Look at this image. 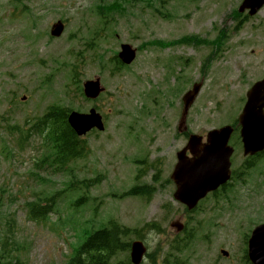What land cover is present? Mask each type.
<instances>
[{"label": "rangeland", "instance_id": "1", "mask_svg": "<svg viewBox=\"0 0 264 264\" xmlns=\"http://www.w3.org/2000/svg\"><path fill=\"white\" fill-rule=\"evenodd\" d=\"M113 1L0 0V237L8 225L15 227V247H20L16 257L21 264H65L71 253L67 242L75 244L79 232L83 242L92 233L91 228L81 229L96 215L85 210L86 206L97 207L102 202V223L95 230L111 217L132 231L143 229L141 240L149 255L143 264H175L169 255L177 235L170 224L186 211L175 201V188L168 186L166 180L176 153L186 145L184 137L176 133L182 94L195 83L204 82L188 118L189 129L203 134L233 125L245 103L246 92L264 78V9L254 17L244 14L235 20L234 11H238L243 0H163L156 6L143 2L130 9L132 14L128 16L113 14L112 23L102 25L105 34L97 38L94 33L102 26L94 12L96 5ZM13 3L19 4L18 8L12 7ZM22 9L25 16L12 15ZM58 20H66L67 28L61 39L51 42L48 35ZM240 22L242 25L236 29ZM222 29L230 38L220 56L205 70L202 65L211 52L209 47L142 49L147 42L170 43L190 36L212 41ZM122 44L138 49L132 66L116 74L111 73L115 65L98 67L97 46L99 54L108 61L117 57ZM174 57H182L187 63L176 59L175 66ZM159 58L169 68L161 67ZM73 65L80 68L76 82L101 78L106 92L98 101L87 102L77 92L71 77ZM48 76L52 78L46 83ZM54 104L79 113L96 108L108 126L105 134L87 138L90 154L73 163L69 172L59 173L51 168L48 147L40 137L26 142L34 121ZM23 129L28 130L21 137ZM146 158L149 164L143 167L140 162ZM42 160L47 164L40 168ZM243 161L239 150L236 169ZM159 170L160 177L154 182ZM261 170L263 175L255 172L247 178L249 187L233 184L237 196L229 193L227 199L220 198L218 203L211 198L205 201L201 205L204 210L194 215L197 223L186 220L189 229L205 225L206 230L198 233L199 240L209 236L210 241L196 242L198 253L191 263L189 258L183 264H243V231L250 235L251 225L264 223V164ZM140 171L144 175L136 180ZM71 181L78 186L77 192L68 195L73 202L85 188L84 182L91 195L83 192L79 196L77 211L70 208V201L60 199L56 215L44 221L47 224L27 219L28 205L67 190ZM134 185L154 187L153 197L123 201L111 198L113 193L124 194ZM151 224H157L160 230L145 228ZM203 245L209 251L205 252ZM221 249L231 254L230 260L219 257Z\"/></svg>", "mask_w": 264, "mask_h": 264}, {"label": "water", "instance_id": "2", "mask_svg": "<svg viewBox=\"0 0 264 264\" xmlns=\"http://www.w3.org/2000/svg\"><path fill=\"white\" fill-rule=\"evenodd\" d=\"M264 6V0H245L240 12L250 10V15L254 16ZM63 26L58 24L54 27L52 34L60 36ZM124 62L132 63L135 59V51L131 47L124 46L120 55ZM85 93L89 98H97L101 93L99 82L87 83ZM200 87H195L191 93L186 111L198 94ZM264 83L257 85L249 94V103L240 118L243 127V138L246 154H256L264 150ZM70 125L79 136L85 135L94 127L103 129L101 118L91 112L90 116L72 114L69 119ZM231 129L227 128L216 133V137L204 148L200 144V139L192 140L189 149L194 154V159L186 158V152L179 154V163L175 169L173 180L178 192L176 199L192 207L204 198L210 191L216 190L225 184L230 178V157L233 153L228 148ZM250 257L255 264H264V226L259 227L253 233L250 242ZM145 250L140 243L133 246V261L135 264L141 262Z\"/></svg>", "mask_w": 264, "mask_h": 264}, {"label": "trees", "instance_id": "3", "mask_svg": "<svg viewBox=\"0 0 264 264\" xmlns=\"http://www.w3.org/2000/svg\"><path fill=\"white\" fill-rule=\"evenodd\" d=\"M136 1L142 0H132V2ZM148 1L150 6H156L155 3L157 1L161 2L163 0ZM234 15L238 17L237 12ZM193 39L196 45L207 43L198 38ZM50 113L41 122L42 129L47 132L54 147V165L58 168H63L62 170L65 171L70 164L83 156L84 149L80 144V139L68 125V112L64 109H59V111L53 110ZM39 127L41 126L38 125L37 128ZM139 191L135 189L132 194L135 195ZM48 204H51L49 209L53 208L54 200L50 199ZM32 210L34 217L43 216L44 209L42 206L37 205ZM117 225L112 223L110 228L91 234L67 264H129L128 260H126L127 258H119V256L125 255L128 251L129 244L125 242V239L129 237V230L122 229Z\"/></svg>", "mask_w": 264, "mask_h": 264}]
</instances>
